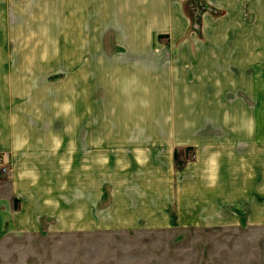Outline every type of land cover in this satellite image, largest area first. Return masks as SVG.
Wrapping results in <instances>:
<instances>
[{"label": "crops", "instance_id": "0c3cea01", "mask_svg": "<svg viewBox=\"0 0 264 264\" xmlns=\"http://www.w3.org/2000/svg\"><path fill=\"white\" fill-rule=\"evenodd\" d=\"M98 1L0 0V156L5 168L0 172V243L24 247L30 241L38 250L65 232L264 226V128L205 133L209 129L155 121L174 118L170 103L177 95L192 104L195 87L204 85L202 80L190 84L193 64L176 61L174 50L159 44L161 38L177 41L188 32L186 0H100V7ZM209 3L225 13L219 26L234 24L246 3L258 4ZM35 6H56L58 23L73 32V39L82 38L84 24L90 39L99 37L93 33L102 7L107 22L101 29L122 32L125 44L113 49L115 57L110 59L104 48L89 49L87 67L101 73L95 77H103L111 102L118 104L105 126L90 122L82 127L81 106L72 128L43 125L40 106L33 125L21 114L17 71L40 69L51 55H67L65 49L18 47L20 19L33 23L27 8ZM37 19L43 23L44 17ZM209 21L203 22L205 34L216 28ZM73 53L76 58L82 50ZM99 54L106 55L105 61H97ZM213 67L206 70L217 72ZM202 95L197 94L198 102L205 101ZM75 97L81 103V96ZM167 105L168 113L160 114ZM242 215L252 218L243 222Z\"/></svg>", "mask_w": 264, "mask_h": 264}, {"label": "rangeland", "instance_id": "374dc122", "mask_svg": "<svg viewBox=\"0 0 264 264\" xmlns=\"http://www.w3.org/2000/svg\"><path fill=\"white\" fill-rule=\"evenodd\" d=\"M101 2L98 1L99 7ZM257 3L243 5L234 24L225 22L219 26L225 13L211 6L209 0L185 1L184 11L190 20L188 32L177 41L161 38L159 44L173 49L176 61L182 58L193 64L190 84L202 80L204 85L195 87L192 104L180 102L177 95V102L170 103L174 118L156 119L158 125L209 129L205 133L225 132L214 130L233 127L264 128V0ZM27 9L33 23L20 19L18 47H43L51 53L65 49L67 55H51L49 63L40 69L17 71L19 107H24L21 114L26 113L33 125L40 106L43 125L72 128L77 125L75 118L81 106L82 127L90 122L105 126L107 115L118 104L111 102L103 77H95L101 73L87 67L89 49L104 48L110 59L115 57L111 55L113 49L125 44L122 32L101 29L106 24L103 20L107 22L103 7L98 8V30L93 33L99 36L96 39H90L85 24L82 38L73 39V32L58 23L56 6ZM39 16L44 17L43 23L36 22ZM207 19L216 28L205 34L203 22ZM22 31L32 32V37H21ZM79 48L82 54L76 59L73 52ZM97 57V61H105L106 55ZM76 62L80 64L75 65ZM208 66H214L217 72H208ZM208 75L212 77L207 78ZM199 93L205 101H197ZM75 96H81V103L75 102L79 100ZM163 106L160 114L165 115L169 105ZM186 114L188 118L183 117ZM241 217L246 222L252 215ZM30 243L26 241L24 247L0 243V264H264V226L248 223L220 230L97 231L81 235L65 232L47 239L38 250Z\"/></svg>", "mask_w": 264, "mask_h": 264}, {"label": "built area", "instance_id": "2783aa9c", "mask_svg": "<svg viewBox=\"0 0 264 264\" xmlns=\"http://www.w3.org/2000/svg\"><path fill=\"white\" fill-rule=\"evenodd\" d=\"M5 171L4 165H3V159L0 156V172Z\"/></svg>", "mask_w": 264, "mask_h": 264}, {"label": "trees", "instance_id": "16d2710c", "mask_svg": "<svg viewBox=\"0 0 264 264\" xmlns=\"http://www.w3.org/2000/svg\"><path fill=\"white\" fill-rule=\"evenodd\" d=\"M193 1V0H192Z\"/></svg>", "mask_w": 264, "mask_h": 264}]
</instances>
